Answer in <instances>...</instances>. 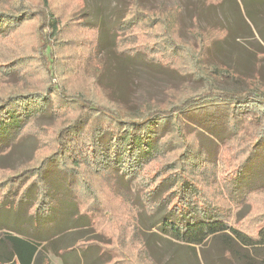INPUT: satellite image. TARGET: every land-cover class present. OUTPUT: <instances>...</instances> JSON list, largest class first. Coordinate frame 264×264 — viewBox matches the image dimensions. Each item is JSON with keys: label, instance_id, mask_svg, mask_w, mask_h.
<instances>
[{"label": "trees", "instance_id": "16d2710c", "mask_svg": "<svg viewBox=\"0 0 264 264\" xmlns=\"http://www.w3.org/2000/svg\"><path fill=\"white\" fill-rule=\"evenodd\" d=\"M86 8V0H0V81L15 75L22 88L36 87L0 90V138L5 134L9 142L4 148L0 139V154L26 133L43 148L0 181V264H33L42 249L66 256L92 246L98 264H161L135 220L116 219L123 232L99 229L107 211L94 207L95 198L103 200L98 191L115 193L119 211L138 198L141 205L128 208L158 216L159 229L177 240L201 245L220 237L228 256L235 244L264 248V211L252 214L260 222L256 233L230 221L233 206L264 193L260 77L232 93L200 75L204 82L196 92L184 87L172 102L133 117L97 72L104 63L101 30L87 19ZM179 19L178 7L168 12L127 0L114 24L115 55H141L174 70L188 64L194 73L210 70L207 55L221 28L200 26L196 15V39L186 43L171 26ZM38 117L55 120L51 137L49 130L40 134L46 126L32 125ZM211 137L213 148L205 142ZM219 176L222 187L214 186ZM261 196L258 207L264 209ZM83 226H92L95 236L64 244L63 235Z\"/></svg>", "mask_w": 264, "mask_h": 264}, {"label": "rangeland", "instance_id": "374dc122", "mask_svg": "<svg viewBox=\"0 0 264 264\" xmlns=\"http://www.w3.org/2000/svg\"><path fill=\"white\" fill-rule=\"evenodd\" d=\"M86 1L87 19L101 30L102 51L100 56L104 63L103 65L98 64L97 72L101 73L102 80L111 87L117 97L127 101L128 109L126 108L123 112L128 115L139 117L143 116L148 109L163 107L165 103L172 102L177 92L181 93L184 87L191 88V92H196L202 81L204 82V79H200V75L202 77L205 75L204 77L210 79L221 90L232 93L248 90L251 83L253 86V82H257L255 74L260 77L264 85V0H143L147 6L157 7L159 5L168 12L171 8L178 7L180 19L179 21L171 20V26L178 30L186 43H192L196 39L197 35L192 31L193 18L196 15L200 26L215 25L221 28L220 32H217L219 40L212 45L210 54L207 55L206 61H209L212 67L208 71L200 70L202 74L199 71L191 72L189 64L188 68L184 66L180 70H174L158 64H148L141 55L125 58L116 56L113 51L114 24L124 11L127 0ZM175 15L174 11L172 17ZM14 76L0 81L1 91L13 93L21 90H26V92L36 90V87L32 85L22 88ZM188 95L190 93L185 94L186 97ZM56 122L59 125L62 119ZM33 123V126L47 127V129L40 130L41 135L45 136L48 130L50 137L53 134L51 131L53 130L51 125L55 123L53 118L40 119L38 117ZM7 138L5 134L0 138L4 148L9 144ZM212 139L214 138L211 137L205 141L210 148L214 147ZM40 143L37 136L26 133L9 147L8 152H2L0 154V181L12 172L20 170L32 159H36L43 151V148L39 149ZM222 184L223 181L219 176L214 186L222 187ZM261 195L264 193L257 192L249 195L245 204L241 202L239 207H232L230 221L233 226L257 232L256 227L260 222L256 223L252 214L264 211L262 207H258L261 204L258 201ZM97 196H102L103 200L97 201L98 198H95L94 207H101L107 211L100 220L103 223L99 229L106 227L108 231L123 232L124 226H120L115 220L126 219L130 222L135 220L161 264H258L264 260V248L249 251L236 244L234 246L237 251H231V255L228 256L226 249L229 247L220 237H212L201 245H192L177 240L159 229L156 225L158 216H149L144 209L137 213L128 208H133L136 203L141 205L138 198L131 205L126 204L119 211L116 209L122 201L115 196V193L98 191ZM120 213L124 214L119 216ZM259 226L264 228V222H261ZM92 230V226L69 230L62 237L64 244L87 242L90 240L89 237L95 236ZM113 237L117 240L118 234L109 238L111 242H113ZM90 249L84 256L81 253L80 255L89 256L90 260L98 259L97 264L100 263L96 247L92 246ZM250 253L252 257L249 256ZM72 259L75 264L79 263L77 255L73 254ZM81 261H83L82 258ZM48 264L62 263L58 257L51 256Z\"/></svg>", "mask_w": 264, "mask_h": 264}, {"label": "crops", "instance_id": "0c3cea01", "mask_svg": "<svg viewBox=\"0 0 264 264\" xmlns=\"http://www.w3.org/2000/svg\"><path fill=\"white\" fill-rule=\"evenodd\" d=\"M90 248L91 247H87V248H84V250L79 248V249H77V251L71 252L70 254H67L66 256H60L54 252H51V251L48 252V251H44L42 249L41 252L36 255L35 259L33 260V264H41V262L42 263L44 262V264H48L51 256L58 257L61 260L62 264H75V262L72 259L73 254L78 256V258H79V260H77V262H79L78 264H97L98 259L90 260L89 256H87L88 259H87V257H82V256H84V254H87L91 250ZM80 253L82 256L80 255ZM81 258L83 261H81ZM17 264H20V263L17 262Z\"/></svg>", "mask_w": 264, "mask_h": 264}]
</instances>
